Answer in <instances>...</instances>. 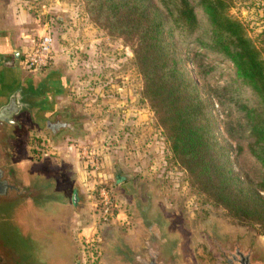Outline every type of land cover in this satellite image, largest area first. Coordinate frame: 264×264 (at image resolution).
<instances>
[{"label":"rangeland","instance_id":"374dc122","mask_svg":"<svg viewBox=\"0 0 264 264\" xmlns=\"http://www.w3.org/2000/svg\"><path fill=\"white\" fill-rule=\"evenodd\" d=\"M248 1L259 3L232 0L229 13L244 23L264 61V31L251 26ZM4 32L10 53L18 52L11 66L18 79L24 81L33 72L63 78L54 83L52 101L57 111L74 121L73 128L55 137L37 134L27 123L19 155L31 168L64 171L62 184L69 202L53 214L32 212L38 236H44L46 244H51V238L57 243L58 264H118L110 254V244L116 237L137 241L142 232L131 198L141 203L149 199L164 213L168 232L178 231L182 238L184 264H223L204 233L213 223L219 233H243L264 251L257 225L240 222L206 202L186 180L141 97L129 44L92 25L81 0H3L0 33ZM43 33L51 37L53 57L43 68L31 71L22 65L23 53ZM204 59L213 66L207 83L222 84L233 76L226 60L213 54ZM186 66L191 70L190 63ZM240 94L251 104L247 88ZM33 134L40 135V146ZM245 140L230 143L245 146ZM233 162L235 170L253 173V160L245 151L233 157ZM71 190L77 193L73 203Z\"/></svg>","mask_w":264,"mask_h":264},{"label":"trees","instance_id":"16d2710c","mask_svg":"<svg viewBox=\"0 0 264 264\" xmlns=\"http://www.w3.org/2000/svg\"><path fill=\"white\" fill-rule=\"evenodd\" d=\"M81 1L92 25L129 44L141 97L189 184L264 237V61L244 23L229 13L232 0ZM207 54L231 65L230 80L207 83ZM244 88L251 104L241 97ZM243 151L253 173L234 168Z\"/></svg>","mask_w":264,"mask_h":264},{"label":"water","instance_id":"95a60500","mask_svg":"<svg viewBox=\"0 0 264 264\" xmlns=\"http://www.w3.org/2000/svg\"><path fill=\"white\" fill-rule=\"evenodd\" d=\"M6 33H0V39ZM6 39L5 37H3ZM0 42V264H58L57 243L37 230L32 212L55 213L69 202L60 168H31L20 159L29 123L43 130L54 111L55 81L63 78L38 75L20 81L3 56ZM14 58L18 52L11 51ZM74 198V197H73ZM70 198L71 202L74 199ZM142 232L137 241L116 237L110 254L118 264H184L182 238L168 232V219L147 199L131 198ZM151 210H153L151 212ZM34 223V224H33ZM223 264H264V251L243 233H219L213 223L204 232Z\"/></svg>","mask_w":264,"mask_h":264},{"label":"built area","instance_id":"2783aa9c","mask_svg":"<svg viewBox=\"0 0 264 264\" xmlns=\"http://www.w3.org/2000/svg\"><path fill=\"white\" fill-rule=\"evenodd\" d=\"M51 37L43 33L38 35L32 44L24 51L22 65L31 71L43 68L52 59Z\"/></svg>","mask_w":264,"mask_h":264},{"label":"flooded vegetation","instance_id":"af4514ba","mask_svg":"<svg viewBox=\"0 0 264 264\" xmlns=\"http://www.w3.org/2000/svg\"><path fill=\"white\" fill-rule=\"evenodd\" d=\"M3 55L6 56V59H7L6 61L9 64V66H12L13 62L16 59V58H14L12 53H10L9 51H5L3 53ZM57 110L58 109L52 111L51 113H49L46 116L45 122L48 121V125L45 124V126L43 128V131H41L40 133H42V134H46V133L49 134L50 133L49 134L50 137H55V136H58V135H60L61 133L65 132V131H67L68 129L73 128L74 121H72L71 119L67 118V115H66L65 112L57 111ZM118 178H116V181L121 179V178H119V179ZM70 198H73L74 202L77 200V193H76L75 190H71ZM71 203H73V202H71Z\"/></svg>","mask_w":264,"mask_h":264},{"label":"crops","instance_id":"0c3cea01","mask_svg":"<svg viewBox=\"0 0 264 264\" xmlns=\"http://www.w3.org/2000/svg\"><path fill=\"white\" fill-rule=\"evenodd\" d=\"M259 3H252L251 1H248L249 2V5L246 7L248 9H252V17H249L248 16V20H252L251 21V26H253V28H255L254 31H257V30H261V32H263V28H264V0H258ZM3 3V0H0V4L2 5ZM259 4V5H258ZM243 8H241L242 10ZM244 11V9H243ZM244 12H247V11H244ZM251 14V12H250ZM247 15H249V12L247 13ZM260 32V31H259ZM258 33V32H257ZM263 35H264V32H263ZM2 41L4 42L3 43V53L5 51H9L10 52V43H8L7 41L4 40V38H1L0 39V42L2 43ZM12 51V50H11ZM4 56V55H3ZM54 110L57 109L56 105L54 104ZM37 134H42L40 133L41 131L43 130H38L36 129L35 130Z\"/></svg>","mask_w":264,"mask_h":264}]
</instances>
